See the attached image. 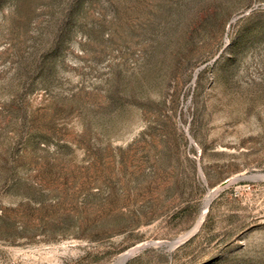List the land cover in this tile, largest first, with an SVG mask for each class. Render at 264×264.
I'll return each instance as SVG.
<instances>
[{"label": "rangeland", "instance_id": "1", "mask_svg": "<svg viewBox=\"0 0 264 264\" xmlns=\"http://www.w3.org/2000/svg\"><path fill=\"white\" fill-rule=\"evenodd\" d=\"M136 245L264 264V0H0V264Z\"/></svg>", "mask_w": 264, "mask_h": 264}, {"label": "bare ground", "instance_id": "2", "mask_svg": "<svg viewBox=\"0 0 264 264\" xmlns=\"http://www.w3.org/2000/svg\"><path fill=\"white\" fill-rule=\"evenodd\" d=\"M137 246V245H136ZM142 246V245H141ZM139 249H141V247L138 245L137 247H135V248H133V249H131L130 251H128L127 253H123L124 255L123 256H121L122 257V259H124L125 257H129V256H131L133 253H135L136 251H138ZM123 261V260H122Z\"/></svg>", "mask_w": 264, "mask_h": 264}, {"label": "water", "instance_id": "3", "mask_svg": "<svg viewBox=\"0 0 264 264\" xmlns=\"http://www.w3.org/2000/svg\"><path fill=\"white\" fill-rule=\"evenodd\" d=\"M128 257H125L124 259L121 258L122 264H125V262L127 261Z\"/></svg>", "mask_w": 264, "mask_h": 264}]
</instances>
